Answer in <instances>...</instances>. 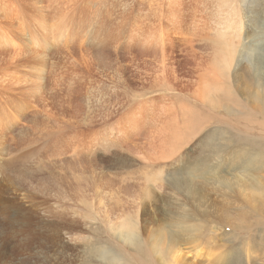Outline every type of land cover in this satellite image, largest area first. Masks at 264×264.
I'll return each instance as SVG.
<instances>
[{
	"label": "bare ground",
	"instance_id": "1",
	"mask_svg": "<svg viewBox=\"0 0 264 264\" xmlns=\"http://www.w3.org/2000/svg\"><path fill=\"white\" fill-rule=\"evenodd\" d=\"M8 1L9 0H0V22L4 21V23L7 26H11L12 24L10 23L9 19L13 18L14 14L13 12H11V10L7 6ZM16 1L18 3L26 2V5L30 7H36V8L40 7V10L38 11L33 10L31 13V17L34 16L37 23L35 27H32V26H29L28 28L26 27V29L28 30L27 32L28 35L22 34L20 32V33H17L16 34L17 37H15L13 34L7 33V31L9 32L7 26L0 27V67L5 65L2 71L0 70V91L5 93L6 95L5 98H7V100L6 99L4 100L8 101V103L7 102L0 103V204L2 203V206L0 207V215H1V212L2 214L6 213V216L4 218V224L0 222V228L4 226L6 227L5 231L0 230V233H2V237L4 238L3 241H0V246L1 248L3 246H7L9 242L13 243V240H15L13 245L18 249L23 248L26 243L28 244V242H25L26 238L24 237L19 238L17 237L18 234H16L18 217H21L24 221H26V223H29L28 218L31 216V208L19 207L18 201L20 199L19 196L21 195V192H19V194H16L18 193V190H17L18 188L16 189V186L20 185L22 182V183H25L21 189L22 194L25 193V191L31 190V192H33L34 194L41 193L43 196L46 197V199L42 202L34 201V204L39 205V206L42 205L44 207H42L41 209L43 217L40 218V221L38 224L39 231L35 232L32 238V243L35 244L37 243V240H38L40 246L44 244V247L47 246V247L52 248V246L54 247L66 246L67 248V244L66 245L64 244V239L62 237L63 230L67 229L68 227V218H67L66 208L64 205V200H73L75 199L77 195L84 196L85 194H82V193H84L86 190L84 187L85 185L82 186L81 180L76 178L77 180L73 179L74 181H67L68 179L67 174H65L64 176H60L61 174H59V176L56 175L55 170L51 169V167L54 166L52 165L53 163L52 156H54L55 150L57 148H60L66 144L67 145L71 144V146H73L74 148L79 147L81 149H85L86 152H90V153L92 151L94 152L95 150H97V144L99 143L95 142L93 138L90 141L87 139L89 137L96 136V135L91 134L89 131L86 134L85 130L79 129L83 127L84 124H86V126H90L94 124L95 123L94 121L87 119L86 121L84 120V122H81L77 120L73 125L77 126L78 127L77 129L79 130L73 131V128H72L69 133L67 131V134L70 135L71 137H67V134L62 133L64 131L62 129L63 128L62 125H66V123L69 122L68 117L70 116H67V115H70L69 105L72 106L71 102L81 105V102L79 101V99H77L78 97L75 96L76 95L75 93L84 95V96L94 95V98H99L100 94L102 93L100 89L105 88V86L98 80H93L92 78L86 76L80 70L85 67L87 68V67L93 66L95 60H94V56L92 55V53L94 52H92L91 50H86V52H82V53H80V51H74V52L71 51L70 55L69 54L66 55V53L63 54L59 52L66 49L67 46L69 47L72 39L74 40L75 38L76 39L78 38L75 36V34L79 31L81 26H83V29H85L89 25L88 18L90 17L93 9L91 6V1L88 3L87 0H68L69 5H73L72 6L73 8L69 7L70 10L66 8L68 12L65 11L64 9H61V7L60 8L58 7L59 9H56V10L54 9L55 11L52 13L51 20L49 22L48 20L49 18L47 14L45 13L42 5L40 6V4L45 2V0H34V1L33 0H30V1L12 0V2H16ZM47 1H50L52 4L58 3L56 2V0H47ZM65 1L66 0H63L62 2H65ZM110 1L112 2V0ZM190 1L191 0H185V1L183 0H164V3L161 5L151 6L150 12L152 14V17H154V21L152 24H149V26L147 25L148 29L147 28L145 29L146 26L144 25L145 27L143 28L141 32H138V34L134 30L128 31L127 25L125 23L126 18L124 16L122 17V19H120V21L117 22V24L115 23L116 27L114 26L113 28H110V26L109 28H105V27L103 28L99 26L97 27L96 25L93 29V39H96V40L103 39L102 36L106 34V31L113 33V31H115L116 29L117 30L121 29L124 31V33H126V30H127L129 33V36L137 37L140 40L141 39L143 40L142 45L141 43H135V45H138V44L140 45L137 47V49L141 48L140 50L143 49V51H146V50H149L150 48L149 46L153 45V37H152L153 34H156V33H159V35L163 34L166 36L165 37L166 40L172 39L173 38L172 35L182 36L183 34L184 38H188L187 40H190L187 42L185 46L183 45L185 39L182 42L180 41V44L179 43L172 44V41H166L165 43L163 40H161L156 47L151 46L152 47L151 49H153L151 50L152 53L156 55L161 53L160 55L161 58L159 62L156 63L155 79H161V78L164 79V75L168 74L173 69V66H171L167 62L169 59H172L170 57H172L175 54V53L173 54L171 53L172 52L171 48H174L177 51H181L183 49L186 50V52L191 51L189 49L190 48L189 46H191V43H192V39H193L192 36H194L195 38L199 36H205L206 38H211L215 42H219V41H222L228 38L237 39L239 41L242 40V38L248 39L249 37H252L253 39H256V40H262L261 37L264 39V31H261L260 33L258 32L253 33L254 25H256V22H259L258 19H264V0H259L257 2L256 1L251 2L252 7L254 5H259L261 7L259 10L260 14L256 16L255 20L253 19L254 15H252L251 13L250 14L244 13V17H242L240 11L237 8L238 5L234 4V6L233 5L231 6V9L229 10L227 14L228 18H225V20L223 21L215 20V23H213L214 27L213 26H211V28L207 27V29H204L205 25L204 26H201L198 24L194 25L195 22L194 24L191 25V27H189L191 23L188 22V24H185V22L182 21L183 19L181 18L185 17V12H187L188 7H191L190 9H192L193 7V3L192 1L191 2ZM99 2H103V1L101 0ZM201 2L202 0H196V3H195L196 7L195 6H194L195 8L193 7V10H194L193 12L198 13V11L200 12L203 11L204 8L201 7ZM166 3H168L169 10L173 11L172 14H170L171 12L168 13V12L163 11V7L166 5ZM149 4L150 3H148V9H149ZM129 14L132 15L131 13ZM138 14L140 15V13ZM156 14H157L158 20L160 19V22L158 24L156 23L157 21ZM202 17L203 16H201L200 18ZM147 18H148V11H147ZM76 19H77V22H76ZM179 19H181L180 22H179ZM147 20H149V18ZM106 21H109V20H106ZM176 21L179 22V24H177L175 27L179 35L173 32L174 27L172 28L170 27L171 23H174ZM143 22H145V20ZM246 22H248V26L245 25ZM17 28L12 30L11 32L15 33V31H18ZM121 33L122 31L120 32V34ZM19 37L26 38L27 40L26 39L22 40ZM126 39L128 40L127 35H126ZM21 40L24 41L25 44H21L22 42ZM105 41L107 40H104L103 44L106 46ZM129 43L130 42L126 44V47H128ZM180 45H183V47ZM22 46H25V47H22ZM169 46H171V48L167 49ZM28 47H30V51H25V48L27 49ZM50 48H53L55 50V53L52 54L53 63L49 65L48 63L49 50L48 49ZM17 49L23 52H19ZM103 49H106V48H104L103 46ZM111 49L109 50L107 49L109 53L111 52ZM68 50H71V49H68ZM193 51L190 52L191 69L189 72L191 74V80L190 79L187 80L180 87V90L185 91V92L189 91L192 97L203 102L204 104H209L213 107L220 106V105H222L223 107L224 103H231V101L234 98H236V100H239V96H240L239 90H238L239 88L237 87L238 88L237 89L233 84H231L229 73H228V76H226L222 72L220 73V66L216 62L215 63L212 62V64L211 63L207 64L208 60H204L203 58H201L202 63H200L201 62L200 58H197L198 54H196ZM261 54L264 55V51ZM222 55H225V53L223 52ZM82 60H84L85 63H82ZM155 60L157 61L158 58ZM231 61L232 59L226 56H223V58L220 59V64L223 66V68L227 70V72H230ZM260 66H261L260 64L254 63V67L257 68L256 69L257 73H261L263 71L262 67ZM54 70L56 71L54 73L55 77L57 75L64 74V79L62 80L61 84H59V86L53 87L50 85L51 86L50 87L49 85H47V83L50 84L49 82L50 79L46 78L45 74H47V71H51L53 73ZM197 74L200 79L199 85H196L197 82L195 81V77ZM194 85L196 86L194 87ZM253 86L255 87V85ZM254 87H246L242 90V94L248 99V102L244 105V107H249V109H251L253 112L258 113L259 115L260 114L264 115V84H261L259 82L258 86L256 88ZM97 88H100V89H97ZM245 89L246 91H244ZM213 90L217 92V95H214L211 92ZM224 91L225 92L228 91V94L224 95ZM157 98H160V97H157ZM231 98L232 100H229ZM93 100L95 102V99ZM160 100L162 101L165 99H160ZM166 102H167V106L162 102L159 103V99L151 102L153 104L157 103L158 106L159 105L163 106L162 112L159 114H156L158 115V117H154L152 121H154L155 123H158L159 119H161L162 117L164 118L169 117V118L166 120V123L165 121L163 122L165 124V128L159 131L160 134H158L157 136L153 137L150 140L149 144H150L152 152L148 151L147 153L143 151L141 154H139L140 152L139 153L137 152L138 155H140L139 157L138 156L137 157L139 158L138 162L144 163V165L146 164L148 166L150 165L152 166V162H154V160H162L163 163H161L159 166H155L156 170L154 171V168H153L154 172L152 171L150 174L154 179H156L157 181H160L158 185L161 188L162 175L164 174V172H167L168 178H166V180L169 182L168 185L170 187V190L169 192H167V190H164V188L163 190L167 192L165 196L166 202H164V204H167L169 208L164 213L163 206L160 207V205L157 204L158 202H156L157 206L155 210L156 211L161 210V212L159 211V214H157V216L154 215L151 221H146L145 223V220H144V223L142 224V225L145 224L144 230L142 228V232L146 234L145 240H147L150 243L148 245L146 242H144V239H143L144 243H142V246L139 245V246H136L135 248L136 249L139 248V250L142 253H144L146 249L143 246H145V244H147L148 247L152 245L154 249L157 247L159 248L163 247L165 250L168 249V251L171 254L170 262L172 263H166V264H174L177 262L178 263L180 262V264L181 263L197 264L198 260H200L201 255L199 253L194 254L196 259L190 261L189 259H191L193 255L191 256L190 254H188L189 251H184V248L190 249V247L193 246L191 244L195 242L194 233L198 229L197 225L185 224L187 220L197 221L198 225H202V222L204 219H207L211 223H214L213 219H215V221L220 222L221 225L228 224L227 227H230V230L231 229L240 230V228L247 229L251 226L253 227L257 224H260L264 220V199H263L264 197V178H263L264 171L258 172L256 170L258 169L259 164L261 163L264 164V156L259 154L260 151L256 152L254 149H251L254 147L250 144H255L254 142H251V143L247 142L249 143L251 147L244 145V144L236 146L234 148H230L229 144H226L227 146L224 147L225 144L223 146L221 145V141H218L220 137L217 136V133L214 131L211 133H208L205 137L201 139L194 140L196 137V133H195L196 127L194 126V123L192 124L191 121L194 118L198 119L202 117H199V116L197 117L196 114L193 112L192 107L189 104L181 105L180 103L174 102L172 100H168ZM35 103H39V107L38 106L35 107V110L31 112L30 108ZM1 104H6V105H1ZM234 105H237L235 107H238L241 104L236 102V104ZM150 106L149 104H146V105L142 104L141 107L143 110L136 112L137 119H134V123L132 124L131 127L128 128V130H131V131L141 128L136 134H133L132 142L133 144H135V146L137 143H134L135 142L134 140L137 141L138 139L142 138L141 133L143 131L145 132L148 123L151 122L148 119L152 118L151 114H154L153 110H156L155 107L154 109H152ZM181 108H182V113L185 114L186 117L188 118L187 123L182 126L179 125V117H178V115H180ZM226 108H227L226 110H230L229 107H226ZM165 109H168V110L166 111ZM216 109L218 110L217 107ZM261 109L262 111H260ZM232 110L234 109L232 108ZM109 111L111 113L114 112V107L109 105L106 108V111L103 113V115H101L100 117H97L96 115L95 116L99 119L105 120L109 118V115H110ZM58 112L62 113V115H64L63 116L64 118H62V115H58L59 117H54L57 114H60ZM165 112L167 113L165 114ZM222 112L224 113V111ZM237 112L240 113L239 110ZM247 112H248L247 114H249V110H247ZM183 114H182V117H183ZM50 115L52 117H50ZM220 115H222V113ZM223 115L226 117L225 113ZM50 119L51 120L53 119L55 121L52 122ZM163 123L161 122V124ZM17 126H20V128L16 130L15 132H12ZM49 127L51 129L53 128V130H48L47 128ZM150 128H147V129H150ZM154 130L158 132V129L157 130L154 129ZM153 132L154 131L152 130V133ZM53 133L54 135H51ZM125 133L126 131H120L119 133L120 138L122 136L125 137L126 135ZM146 137L147 136L145 135V138ZM38 138L42 140V144L40 146H37ZM75 138L78 141L76 147H75ZM68 139H71V140L67 142ZM107 140H108V144H112V142H110L111 140L109 139ZM107 140H105V142ZM193 141L194 142L199 141V145L195 147L191 152L186 153L185 157H182L181 155L183 151L181 149L184 148V145L187 142L191 143ZM101 144L105 145L104 141H101ZM110 147H111V150L113 149V147L115 148V146L113 145H110ZM121 147L125 149H123L122 152L120 153L118 152L119 149L116 148L117 150L111 153L113 157H109L108 160H106L105 166L108 163L109 165L108 168L112 166L118 167L115 161L118 158V156L125 159L126 154H129L128 156H126V158L131 159V157L133 156L132 155L133 151L130 149V147H127V148L125 146H121ZM223 147L226 148L227 151H229L228 156H226L227 158H225L220 153L215 156L214 153L217 150L219 151L220 149H223ZM75 152L76 151L74 149L72 151V154H75ZM170 157H172V159H170ZM215 157L217 158L216 163L213 162V159ZM91 161L92 163H94L97 160L96 161L91 160ZM178 162H180V166L177 167ZM72 163L69 165V167L73 166L74 163L73 164ZM92 163L91 162L86 163V161H81L79 162V165L75 166L76 167L75 170L81 173L82 176L81 175L79 176H81V178L86 180V183L91 188V190H94L95 186L98 187L97 188L98 190L99 189V184H98L99 179L96 180L94 174L96 172L95 169L99 167L95 168L94 166L95 164L93 165ZM66 165L68 164L66 163ZM151 166L149 168H151ZM232 167H234V170L238 169L240 171H243V174L241 176L238 175L236 177L235 183L232 181H229L222 174L223 170L229 172L232 170ZM46 169H49V170L46 171ZM55 169H58V166ZM251 169H252V173H251ZM39 171H43V175L41 176L38 175L37 180H34L36 178V173ZM147 172L149 171L147 170ZM139 173H140V170H139ZM147 174L148 173H146V175ZM131 175H132L131 170H127V172L125 173V176L121 178L123 182L127 183L126 186L130 187L129 189H126V191L127 192L130 191L129 194L133 195L136 190L134 191L135 187L132 188L133 186L132 184H130ZM230 175H232V173ZM107 177H111L113 179L112 175H109V174H107V176H102L103 179H106ZM112 179H109V180L107 179V183L109 184L108 187L114 184ZM140 180H143V179L141 178ZM123 182L122 184H124ZM237 184L238 185L243 184L242 186H244V189L246 187L259 188L261 199H259L258 201L252 200L251 205L248 207L244 202L239 200L243 192L239 191ZM126 186H123V187L120 186V187L122 190H125L124 187ZM13 187L15 188L11 192V189ZM141 187H144V186L141 185ZM56 190L58 191V194L60 192L64 194V198L61 201L57 202V205L51 204L48 199V196L51 195L52 192ZM225 191L226 192L228 191V193L230 192L229 195H226ZM7 194H10V195L14 194L15 197L10 202V204L6 206L5 200H6ZM213 194L223 197L222 199L223 203H221L222 205L220 207L216 202H214L217 204V206L215 207L213 201L209 197V196H214ZM247 195L248 194H245L244 198L242 199L243 200L247 199L248 197ZM182 205H187V208H185L186 206L182 207ZM31 206H33V204ZM232 211L234 213L235 212L237 213L236 217H230L228 215ZM231 218H234V219L229 220ZM5 224H8V225H5ZM175 227L176 228L180 227V231L182 233H187L188 237L180 236L177 233ZM138 232H139L138 228H137V231H135L134 233L130 232V230L128 229H123L122 231H120L119 238L125 243H131L132 241L134 243L136 236L139 235ZM133 235L134 237H132ZM187 244H189L190 246L186 247L185 245ZM257 247L260 248L263 246L258 243H250L249 247H245L244 250H253V249L257 250ZM51 252L52 250H47V251L39 250L35 252V255H39L43 253V259L39 260L40 264H62L65 261L63 259L64 255L62 254H60L59 256H56L57 260H54L51 257ZM241 254L242 252L241 253L237 252L236 247H232L226 250V252L223 253V257H221V259L218 261L220 264H231V261H232L231 258L233 256H241ZM246 256L248 260V258L250 257V254L249 255L247 254ZM260 256H261L260 264H264V254H261ZM202 258H204V256L201 257V260ZM114 260L115 259L112 254L111 256L106 255V262L109 263ZM245 260H246V257H245ZM210 262L211 261L209 260L207 263L210 264ZM23 264H38V263L37 262L30 263V261L27 260V261H23Z\"/></svg>",
	"mask_w": 264,
	"mask_h": 264
},
{
	"label": "rangeland",
	"instance_id": "2",
	"mask_svg": "<svg viewBox=\"0 0 264 264\" xmlns=\"http://www.w3.org/2000/svg\"><path fill=\"white\" fill-rule=\"evenodd\" d=\"M62 1L63 0H56V2L58 3L52 4L50 1L45 0V2L40 4V6L42 5L45 13L48 16L49 22L51 20L52 13L56 9H59L61 7V9H64L65 11L68 12V10H70L69 7L73 8L72 7L73 5H69L68 0H66L65 2H62ZM90 1H91V6L93 10H92L90 17L88 18L89 25L85 29H83V26L80 27L79 31L75 34V36L78 38L77 39L75 38L74 40L72 39L71 40L72 43L70 42L69 47L67 46V48L63 50L64 52L63 51L59 52L58 50L57 51L63 54L66 53V55L68 54L70 55L71 51L72 52L80 51V53H82V52H86V50H91L92 52H94L92 53V55L94 56V60H95L93 66H90L87 68L85 67L80 70L86 76L92 78L93 80H98L99 82H101L105 86V88H101V89L97 88V89H100V91H102L99 98H94V95L84 96V95H80L77 93H75L76 95L74 94L76 97H78L77 99H79L82 106L71 102L73 107L69 105L70 115H67V116H70L68 117L69 122L66 123V125H62L63 126L62 129L65 131V132L63 131L62 133L67 134V131L69 133L72 128H73V131H77L79 129L85 130L86 134L89 131L91 134H94L96 136H92L87 139L90 141L93 138V140H95V142L99 144L96 143L97 150H95L94 152L92 151L90 153V152H86L85 149H81L79 147L77 148L76 145L78 141L75 138L76 148L71 146V144L70 145L66 144L55 150L56 154L54 153V156H52L53 157L52 165L54 166L51 167L52 170L53 169L55 170V173L58 176L59 174H61L60 176H64L65 174H67V178H68L67 181H74L77 179L81 180L82 181L81 184L82 186L85 185L84 187L87 192L85 191L84 193H82V194H85L84 196L77 195L75 199L73 200H64V205L66 208L67 218H68V227L67 229L63 230L62 237L64 239V244L65 245L67 244V248L66 246L64 247L52 246V248H50L47 246L44 247V244L40 246L38 240H37V243L35 244L32 243V238L35 232L39 231L38 224H39L40 218L43 217L41 209L42 207H44L42 205L39 206V205L34 204V201L42 202L46 199V197L43 196L41 193L34 194L33 192H31V190L25 191V193L22 194L21 189L25 183L21 182L20 185H17L16 189L18 188L17 189L18 193L16 194H19V192H21V195L19 196L20 199L18 201L19 207L31 208V216L28 218L29 223H26V221H24L21 217H18L16 234H18L17 237L19 238H23V237L26 238L25 242H28V244L26 243L23 248L18 249L13 245V243L15 242V240H13V243L9 242L7 246H3L2 248L0 246V264H23V261H27V260H29L30 263L37 262L38 264H40L39 260L43 259V253L39 255H35V252L39 250L40 251L52 250L51 257L54 260H57L56 256H59L60 254L64 255L63 259L65 261L64 262L61 261L63 262L62 264H166V263H172L170 262L171 254L168 251V249L165 250L163 247L162 248L157 247L154 249L152 245L148 247L147 244L149 245L150 242L145 240L146 234L142 232V228L144 230V225H145V224L142 225L144 223V220H145V223L146 221H151L154 215L157 216V214H159V211L161 212V210L159 211L155 210L157 204H159L160 207L163 206L164 213L169 208L167 204H164V202H166L165 200L166 193L169 192L170 190V187L168 185L169 182L166 180V178H168L167 172H164L166 177L164 176V174L162 175L161 188L158 185L160 181H157L156 179H154L150 174L153 171V168H154V171L156 170L155 166H159L161 163H163L162 160H154L155 163L152 162V166L150 165L151 168H149L150 166L146 164L145 166L144 163L138 162V159H139L138 157L140 156L138 155L139 152H140L139 154H141L143 151L147 153L148 151L152 152L150 144H149L150 140L153 137L160 134L159 131L165 128V124L163 122L165 121L166 123V120L169 118V117L168 118L162 117L161 119H159L158 123H155L154 121H152L154 117H158V115L156 114L161 113L163 110L162 108L163 106L161 105L158 106L157 105L158 102L156 104H153L151 103L152 101H156L159 99V103L162 102L166 106H167L166 101L168 100H172L174 102L180 103L181 105L189 104L192 107L193 112L196 114V116L202 117L198 119L194 118L191 121L192 124L194 123V126L196 127V131H195L196 137L194 140L201 139L205 137L208 133H211L214 131L217 133V136L220 137L218 141H221L222 146L225 144L224 147H226L227 146L226 144H229L230 148H234L242 144L247 145V146L252 145L254 148H251V149H254L256 152L260 151L259 154L264 156V115L262 114L259 115L258 113H255L251 109H249V107H244V105L248 102V99L242 94V90L246 87H254L253 85H255L254 88H256L259 82L261 84H264V76H263L264 75V72H263L264 71V55L261 54L264 51V39L262 37H261L262 40H256V39H253L252 37H249L248 39L242 38V40L240 41L237 39L228 38V39H225L219 42H215L211 38H206L205 36H199L197 38L192 36L193 37L192 43H191V46H189L190 48L189 47L188 48L191 51H193L194 49L196 50V51L194 50L193 52L198 54L197 58H200V61H201L200 63H202L201 58H203L204 60H208L207 64H210V63L212 64V62L218 63V65L220 66V73L222 72L226 76H228V73H229L231 84H233L236 88L237 87L239 88V89L237 88L239 90V95H240L239 100H236V98L232 100L231 98L229 99V100H232L231 103H224L223 107L222 105L216 106L218 110L216 109V107H213L209 104H204L203 102L195 99L194 97H192V95H190L191 93L189 91L185 92V91L180 90V87L187 80L189 79L191 80V74L189 72L191 69V58H190L191 51L186 52V50L184 49L181 51H177L174 48H171V46L167 48V49L171 48L172 52L171 51L170 52L172 54L173 53L175 54L172 57H170L172 59H169L167 61L171 66H173V69L168 74L164 75V79L162 78L155 79L156 63L159 62L161 58L160 56L161 53L156 55L152 53L151 51L153 50L151 48L156 47L161 40H163L165 43L166 41H172V44H175V43L180 44V41L182 42L185 39L184 44H183L184 46L187 44L188 41H190V40H187L188 38H184L183 34L182 36L179 35L177 33L178 31H176L175 29L176 25L179 24L181 19H183L182 21H184L185 24H188V22L191 23L189 27H191V25L194 24L195 22L194 25H197V24L201 26L205 25L204 29H207V27L211 28V26L214 25L213 23H215V20L223 21L225 20V18H228L227 14L229 10L231 9V6L232 5L234 6V4H237L238 5L237 8L240 11L242 17H244V13H247V14L251 13L252 15H254L253 19L255 20L256 16L260 14L259 10L261 7L259 5H254L252 7L251 2L252 1L257 2L259 0H202L201 7L204 9L202 12L198 11V13L193 12L194 11L193 7L194 6L196 7V4H195L196 0H191L193 3L192 9H190L191 7H188L187 12H185V17L179 19V22L176 21L174 23H171L170 27L171 28L174 27L173 32L177 33L179 36L172 35L174 39L172 38L170 40H166L165 39L166 36L163 34H160V35L159 33L153 34L152 35L153 45H151L152 47L149 46L150 47L149 50L151 52L149 50H146V51H143V49L140 50L141 48L137 49V47L140 45L139 44L135 45V43H141L142 45L143 40L142 39L140 40L137 37L129 36L128 31L134 30L138 34V32H141L145 26H146L145 29L146 28L148 29L147 25L149 26V24H152L154 21V17H152V14L150 12V7L154 5L163 4L164 0H117V1L112 0V2L110 0H102L104 3L99 2L101 0H87L88 3ZM147 2L150 3L149 9H148ZM7 3L9 4V5L7 4L8 8L14 14L13 18L11 19L8 18L12 25L7 26L3 21V22H0V27L7 26L9 30V32L7 31V33L8 34L11 33L15 37H17L16 34L20 32L22 34L28 35L27 34L28 30L26 29V27L27 28L29 26L35 27L37 23L35 17L34 16L31 17V13L33 10L35 11L40 10V7H37V8L30 7L26 5V2L18 3L17 1L12 2V0H9ZM51 7L53 10L51 9ZM147 11H148L149 20H147L148 19ZM163 11L168 12V13L171 12L170 14L173 13V11L169 10L168 3H166V5L163 7ZM129 13H131L132 15H130ZM136 13L137 14L140 13V15L139 14L137 15ZM123 16L126 18L125 23L128 28V31L126 30V33H124V31L121 29H118V30L116 29L115 31H113V33L106 31V34L102 36L103 39H100V40L93 39V29L96 25L97 27L99 26L103 28L104 27L109 28L110 26V28H113L114 26L116 27L117 22L120 21V19H122ZM201 16L203 17L200 18ZM156 19H157L156 23L158 24L160 22V19L158 20L157 14H156ZM106 20H109V21H106ZM139 20L141 23L139 22ZM144 20L145 22H143ZM136 21L139 23H137ZM258 21L259 22H256V25H254L253 33H256V32L260 33L261 31H264V19H258ZM76 22H77V19H76ZM245 25L248 26V22H246ZM15 28H17L18 31H15V33H12L11 31L14 30ZM121 31L122 33L120 34ZM126 35L128 37V40L126 39ZM19 38L22 40L26 39L23 37H19ZM117 38L120 39L121 41L118 40ZM104 40H107L105 41L106 46L103 44ZM128 42L130 43L128 47H126V44ZM97 43L100 45H98ZM21 44H25V42L22 41ZM183 45H180V46L183 47ZM103 46L106 49H103ZM123 46L125 47V49ZM22 47H25V46H22ZM68 49H71V50H68ZM107 49L108 50L111 49V52L109 53ZM48 50H49L48 63L50 65L51 63H53L52 54L55 53V50L53 48H50ZM18 51L23 52L20 50ZM25 51H30V47H28L27 49L25 48ZM223 52L225 53V55H222ZM223 56H226L232 59L231 64H230L231 65L230 72H227V70L223 68V66L220 64V59H222ZM157 58L158 60L156 61L155 59ZM82 63H85V61L82 60ZM254 63L261 65L260 67H262V70H263L261 73H257L256 71L257 68L254 67ZM4 66L5 65L0 67L1 71L4 68ZM55 70L53 71V73L51 71H47V74H45L46 75L45 77L50 79L49 80L50 84L47 83V85L49 86L51 85L53 87L59 86V84H61L62 80L64 79V74L63 75L60 74L55 77L54 76V73L56 72ZM195 81L197 82L196 85L200 84V79L198 77V74L195 77ZM196 85H194V87ZM244 91H246V89ZM211 92L214 95H217L216 91L213 90ZM226 94H228V91L226 92L224 91V95ZM5 96H6L5 93L0 91V103H6V102L8 103V101L4 100V99L7 100ZM157 97H160V98H157ZM93 99H95V102ZM160 99H165L166 101L165 100L161 101ZM236 102L240 103L241 105H239L238 107H235L237 106V105H234L236 104ZM142 104H145V105L149 104V106L151 105L150 107L152 109H154L155 107L156 110H153L154 114H151L152 118L148 119L151 122L148 123L145 132L143 131L141 133L142 138L138 139L139 140V141L137 140L138 142L134 140L135 141L134 143H137L135 146V144H133L132 142L133 134H136L141 128L134 130V131L128 130V128L132 126V124L134 123V119H137L136 112L143 110L141 107ZM1 105H6V104H1ZM109 105L114 107V112L111 113L109 111V114H110L109 118L105 120L97 118L103 115V113L106 111V108ZM156 105L160 108H158ZM37 106L39 107V103L33 104L32 106L33 108L31 107L30 111L31 112L34 111L35 107ZM226 107H229L230 110H226L227 109ZM231 107L234 110H232ZM165 110L167 111L168 109H165ZM238 110L240 111V113L237 112ZM247 110H249V114H247L248 113ZM222 111H224V113L226 114V117L223 115L224 113ZM260 111H262V109ZM166 113L167 112H165V114ZM221 113L222 115H220ZM182 114L183 113H182V108H181L180 115H178L180 126L185 125L188 121V118L186 117V115L183 114V117H182ZM58 115H62V113L57 114L54 117H59ZM63 116L64 115H62V118H64ZM50 117L52 116L50 115ZM87 119L92 120L95 123L90 126H86V124H84V126L79 129H77L78 128L77 126L73 125L77 120L84 122V120L86 121ZM51 121L53 122L55 120L52 119ZM161 122L163 124H161ZM149 125L150 126L153 125V126H151L150 128ZM19 128L20 126H17L12 132H15ZM147 128H150V129H147ZM47 129L53 130V128L51 129L50 127ZM154 129L156 130L158 129V132L155 131ZM152 130L154 131L153 132L154 134L152 133ZM120 131H126L125 137L122 136L120 138V135H119ZM51 135H54V133ZM145 135L147 136L146 138H145ZM67 137H71V136L67 134ZM107 139L111 140L110 142H112V144H108ZM70 140L71 139H68L67 142H69ZM105 140L107 141L105 142ZM37 141H38L37 146H40L42 144V140L38 138ZM101 141H104L105 145H102ZM247 142L249 143L254 142L255 144L249 145V143ZM110 145L115 146V148L113 147V149L111 150ZM198 145H199V141H195V142L193 141L191 143L187 142L184 145V148L181 149L183 151L181 156L185 157L186 153L191 152ZM121 146H125L126 148L130 147V149L133 151V152L131 151L133 155L131 159L126 158V156H128L129 154H126L125 159L118 156V158L115 160L116 165L118 167L112 166L108 168L109 166L108 163L106 167L105 166L106 160H108L109 157H113L111 153H113L117 149H119L118 152L121 153L122 150L125 149V148H122ZM99 147L100 148L103 147V148L100 149ZM224 147L223 149L225 151L223 149H220L219 151L217 150L214 153L215 156L220 153L225 158H227L226 156H228L229 151H227L226 148ZM74 149L76 152L75 154H72V151ZM134 150L135 151L137 150V151L135 152ZM100 151L103 153H101ZM89 159L94 160V161L97 160V161L92 163V161ZM170 159H172V157H170ZM214 159H213V162L216 163L217 158L215 157ZM81 161H86V163L91 162L93 165L95 164L94 165L95 168L99 167L95 169L96 172L94 171L95 172L94 176L96 180L99 179L98 180V184H99L98 190H97L98 188L97 186H95L94 190H91V188L86 183V180L81 178L82 176L81 173L75 170L76 169L75 166L79 165V162ZM66 163L68 165H66ZM71 163L73 164V166L69 167ZM177 164H178L177 167L180 166V162H178ZM57 166H58V169H55ZM48 170L49 169H46V171ZM127 170H131V174L133 175V177L136 175L134 178L131 175V179H130V182H131L130 184H132L133 186L132 188L135 187L134 191L136 190L133 195L129 194L130 191L129 192L126 191V189H129L130 187L129 186L127 187L126 186L127 183L122 181V178L125 176V173L127 172ZM139 170H140V173H139ZM147 170L149 172H147ZM256 170L258 172H263L264 164L262 163L259 164L258 169ZM146 173H148L149 175L148 174L146 175ZM231 173L232 175H230ZM251 173H252V169H251ZM107 174L112 175L113 179L111 177H107L106 179L102 178V176H107ZM141 174H143L144 176ZM222 174L229 181H232L235 183L236 177L238 175L241 176L243 174V171H240L238 169L234 170V167H232L231 171L227 172L223 170ZM38 175L39 176L43 175V171L37 172L36 178L34 180H37ZM141 178L143 180H140ZM263 178H264V175H263ZM107 179L108 180L112 179L114 184L108 187L109 184L107 183ZM122 182L125 185L122 184ZM141 185L144 187H141ZM242 185L237 184L239 191L243 192L239 200L244 202L248 207L251 205L252 200L258 201L259 199H261L259 188L246 187L244 189V186ZM120 186L122 187L126 186L127 188L124 187L125 190H122ZM14 188L15 187L11 189V192ZM163 188L164 190H167V192H165ZM56 191H53L52 194L48 196L50 203L55 204V205H57V202L61 201L64 198V194L62 192L58 194V191L57 192ZM229 193L228 191L227 192L225 191L226 195H229ZM127 194L129 197L127 196ZM245 194H248L247 195L248 197L247 199L243 200L242 198H244ZM14 197H15L14 194L13 195L7 194L6 200H5L6 206L10 204V202L14 199ZM209 197L211 198L213 203L216 202L219 205V207L222 205L221 204L223 203L222 196L214 195V196H209ZM136 201H138L139 203ZM159 201L161 204L159 203ZM156 202L158 203L156 204ZM216 203H214L215 207L217 206ZM32 204L34 207L31 206ZM1 206H2V203L0 204V207ZM182 207L187 208V205H182ZM136 208L137 209L140 208V209L137 210ZM236 214H237L236 212L234 213L232 211L228 215L230 217H236ZM5 216H6V213L2 214L1 212L0 222L3 224H4ZM233 219L234 218H231L229 220H233ZM213 222L214 223H211L207 219H204L202 222V225H198L197 221H188V220L186 221L185 224L197 225V228H198L194 233L195 242L191 244L193 246H191L190 249L184 248V251H189L188 254H190L191 256L193 255V257L189 259L190 261L196 259L194 254L199 253L201 256L197 264H208L207 262L209 260L211 261L210 264H220L218 260H220L221 257H223V253H225L226 250H228L229 248L236 247L237 252H240V253L242 252V254L241 256H233L231 258L232 260L231 264H260L261 263L260 255L264 254V220L260 224H257L253 227L251 226L247 229L240 228V230L239 229L230 230V227H227L228 224L221 225V223L216 222L215 219H213ZM5 225H8V224H5ZM137 228L139 231L138 232L139 235L136 236L134 243L133 241L131 242L132 244L125 243L119 238L120 231H122L123 229H128L130 230V232L134 233L135 231H137ZM175 229L180 236L188 237L187 233H182L180 231V227L179 228L175 227ZM0 230L5 231L6 227L5 226L1 227ZM132 237H134V235ZM143 239H144V242L147 243L145 244V246H143L146 249L144 253H142L139 250V248L138 249L135 248L136 246H139V245L142 246V243H144ZM3 240L4 238L2 237V233H0V241H3ZM250 243H258V244H261L263 247H260V248L257 247V250H254V249L244 250L245 247H249ZM185 246L188 247L190 245L187 244ZM111 254L113 255L115 260L108 263L106 262V255L111 256ZM247 254L248 255L250 254V257H251V258L249 257L248 260L246 256ZM203 256L204 258H202L201 260V257ZM245 257H246V260H245ZM177 263H174V264H177ZM178 264H180V262Z\"/></svg>",
	"mask_w": 264,
	"mask_h": 264
}]
</instances>
